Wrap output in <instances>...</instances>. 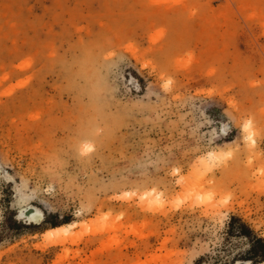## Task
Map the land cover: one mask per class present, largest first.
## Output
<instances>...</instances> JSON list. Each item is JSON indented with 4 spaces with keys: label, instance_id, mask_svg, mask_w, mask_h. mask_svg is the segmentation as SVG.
Listing matches in <instances>:
<instances>
[{
    "label": "rangeland",
    "instance_id": "obj_1",
    "mask_svg": "<svg viewBox=\"0 0 264 264\" xmlns=\"http://www.w3.org/2000/svg\"><path fill=\"white\" fill-rule=\"evenodd\" d=\"M257 238L264 0H0V264H264Z\"/></svg>",
    "mask_w": 264,
    "mask_h": 264
},
{
    "label": "bare ground",
    "instance_id": "obj_2",
    "mask_svg": "<svg viewBox=\"0 0 264 264\" xmlns=\"http://www.w3.org/2000/svg\"><path fill=\"white\" fill-rule=\"evenodd\" d=\"M21 215L24 216V218L26 217V219L28 218L31 222H35V223L37 221H41L44 217L38 209L33 208V207L27 208L26 210L22 211ZM61 230H65V229L58 228V229L52 230L51 232L55 233ZM237 264H242V263H237Z\"/></svg>",
    "mask_w": 264,
    "mask_h": 264
},
{
    "label": "trees",
    "instance_id": "obj_3",
    "mask_svg": "<svg viewBox=\"0 0 264 264\" xmlns=\"http://www.w3.org/2000/svg\"><path fill=\"white\" fill-rule=\"evenodd\" d=\"M239 230H240L239 233L242 236L249 237L250 230L248 229V227L244 223H241ZM255 242H256L257 248L261 250V254H262L261 256L264 257V241L260 238H257V239H255ZM248 261H250L251 264L256 263V261H254V259H249Z\"/></svg>",
    "mask_w": 264,
    "mask_h": 264
}]
</instances>
